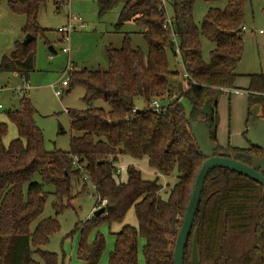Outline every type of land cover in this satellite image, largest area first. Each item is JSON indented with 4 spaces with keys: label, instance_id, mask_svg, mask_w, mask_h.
Listing matches in <instances>:
<instances>
[{
    "label": "trees",
    "instance_id": "16d2710c",
    "mask_svg": "<svg viewBox=\"0 0 264 264\" xmlns=\"http://www.w3.org/2000/svg\"><path fill=\"white\" fill-rule=\"evenodd\" d=\"M1 1V0H0ZM61 6L60 0H54ZM120 0H97L101 13L113 9ZM226 1L224 9L210 8L200 26L194 20L196 0H172L171 9L177 33L181 62L197 83L178 76L172 70L167 52L175 51L171 33L164 28L165 13L161 0H124L117 29L129 21L145 27L142 32L148 53L134 48L128 34L122 46L108 48L109 68L75 70L68 93L76 85L85 89L83 110H69L68 151L45 148V135L39 127L37 109L27 96H20L18 107L0 110L15 125L16 137L5 142L8 125L0 117V264H60L57 253L45 251L50 236L60 229L56 218L40 219L48 193L44 184L55 187L54 209L60 213L72 206L75 187L89 182L95 187L97 202L107 199V209L87 220L78 248L83 264H99L106 240L97 234L92 242L89 231L101 224L122 227L114 232V249L107 264H139V239H144L146 264H175L174 250L190 202L194 184L205 156L198 148L189 122L208 118L211 138L217 142L219 95L226 89H238V65L244 51L243 27L247 0ZM45 0H8L14 13L24 15L25 34L34 39L15 42L10 54L2 57L0 72L29 78L35 70L34 41L44 34L38 23ZM215 43L210 61L202 58L201 37ZM249 109L259 103L264 111V73H251ZM182 77V76H181ZM211 91V92H210ZM210 92V93H209ZM172 99L160 112L150 106L155 99ZM192 109L187 112L182 101ZM102 100L107 108L94 106ZM142 100L146 108L136 109ZM250 117V112H249ZM62 129L59 130L61 133ZM242 151L263 156L261 149L250 146L218 147V152ZM87 163L89 180L72 166V156ZM147 158L164 176L178 171V180L162 195L159 178L148 180L137 167H129L127 180H117L119 158ZM238 160L251 164L250 157ZM39 175L42 183L35 181ZM27 186V196L24 188ZM69 200L68 204L63 199ZM135 210L138 226L125 223L129 209ZM199 226L201 264H264V187L256 181L227 168L210 171L202 190L200 204L188 239L184 262L191 255L192 240ZM189 247V249H188Z\"/></svg>",
    "mask_w": 264,
    "mask_h": 264
},
{
    "label": "rangeland",
    "instance_id": "374dc122",
    "mask_svg": "<svg viewBox=\"0 0 264 264\" xmlns=\"http://www.w3.org/2000/svg\"><path fill=\"white\" fill-rule=\"evenodd\" d=\"M61 6H57L54 0H45V4L39 12L38 23L44 34H39L35 41L36 60L35 70L30 74L28 82L30 89L25 95L37 109L36 120L39 127L45 135V148L48 151L56 149L69 150L70 137L75 134L70 129V116L68 110H83L87 104L83 101L85 89L81 85H76L68 93L62 88L61 83L67 78L66 67L73 64L75 70L86 67L91 70L109 68L108 48L111 46L119 48L122 46L126 34L129 35L131 44L134 48H140L145 54L148 53V45L142 32L145 27L129 21L121 29L116 28L119 13L124 5V0L110 11L102 14L97 0H60ZM226 1L206 2L196 0L194 6V20L198 26L201 25L204 16L210 8L224 9ZM172 15V9H168ZM80 16L84 26L77 24L71 32L70 52H63V48L68 45L62 40L58 29L68 25V17ZM246 30L243 32L244 51L242 59L238 65L237 72L239 77L236 80V87L240 93H231V95L220 94L217 108V143L222 148L242 147L248 144L243 133L246 129L245 119L251 111L249 109L248 93L249 79L246 76L251 73H264V0H247L245 5ZM26 17L14 13L8 7V0L0 1V63L2 57L10 54L14 48L15 42L22 41L26 35L24 26ZM202 58L204 61H210V52L216 47L215 43L209 41L204 36L201 37ZM53 47L54 52L50 50ZM171 69L183 73L184 67L173 52H167ZM178 76V80L182 77ZM21 78L13 73L0 72V86H5L15 90L21 86ZM55 87V88H54ZM8 90L3 92L1 102L5 108L18 107L20 95L17 91ZM55 90L61 91L60 96L55 94ZM211 92V91H210ZM209 92V93H210ZM187 112L192 109L191 103L184 99L182 101ZM162 105H168L167 100H161ZM94 106L107 108L102 100L94 103ZM137 107H144L145 103L139 100ZM1 119L8 125V134L5 142L16 137L17 130L15 125L3 113ZM62 129L61 133L59 130ZM118 166L121 167V173L117 175V180L124 182L127 180V170L129 167H139L142 176L148 180L159 178V183L163 185L162 195L168 198V190L175 185L178 180V171L175 170L172 175L159 176L157 171L149 164L147 158L135 159L132 157H121L118 160ZM35 181L42 183L39 175L34 178ZM43 189L48 193V199L45 204L43 215L40 219L56 218L60 224V229L50 236L47 245L42 246L45 251L57 253L60 264H83L78 254V248L82 237V231L85 229L88 217H94L99 221L93 212L97 203V194L95 187L89 182L83 188V182L75 187V197L71 200L72 206L65 208L60 213H56L54 203L55 187L50 184H44ZM27 196V186L24 188ZM67 198L63 199L64 204H68ZM125 223L137 227L138 221L133 208L126 213ZM120 224L99 225L98 229L88 232L87 239L92 242L97 234H101L106 240V248L100 258L99 264H107L111 251L114 249L113 233L120 230ZM193 238V237H192ZM144 239H139V264H146L143 255ZM189 249V247H188ZM192 250V248H190ZM185 264H192L191 255Z\"/></svg>",
    "mask_w": 264,
    "mask_h": 264
},
{
    "label": "water",
    "instance_id": "95a60500",
    "mask_svg": "<svg viewBox=\"0 0 264 264\" xmlns=\"http://www.w3.org/2000/svg\"><path fill=\"white\" fill-rule=\"evenodd\" d=\"M33 39V35L27 34L22 43L26 45ZM50 50L54 52L53 47H50ZM260 109L261 105L259 103L254 104L251 108L250 117L247 123V132L245 134V137L250 142L251 146L263 151V156L260 157L248 155L242 151H224L216 154L219 145L211 138V124L208 118L191 120L189 122L192 133L196 138L198 148L206 159L196 178L187 212L176 240L174 250L175 264H185L184 257L186 245L193 229L202 190L210 171L215 168H227L249 177L264 187V118L260 114ZM241 156L250 157L252 163L249 165L238 160V157ZM107 207L108 206L106 205L98 209L94 212V215L100 216L105 212ZM191 262L192 264H201L198 225L195 227L192 240Z\"/></svg>",
    "mask_w": 264,
    "mask_h": 264
},
{
    "label": "built area",
    "instance_id": "2783aa9c",
    "mask_svg": "<svg viewBox=\"0 0 264 264\" xmlns=\"http://www.w3.org/2000/svg\"><path fill=\"white\" fill-rule=\"evenodd\" d=\"M171 2H172V0H161V6H162L164 13H165L164 28H165V30H167L171 33L172 40L175 43V51H176L177 55L179 56V60L181 62L182 61L181 60V53H180L177 33H176L175 27H174V18H173V15H171L168 11V9L171 8ZM77 24H79L80 26H84V24L82 23V18L80 16H77V15H75V16L69 15L68 25L64 26V27H60L58 29V32L60 33L63 42L68 45L67 47L63 48V52H65V53L69 54V52H70V43H71V37L70 36H71V32H72L73 28L77 27ZM243 30H246L245 26L243 27ZM181 64H182V62H181ZM74 71H75V68H74L73 64L70 63V61H69V64L67 65L66 70H65L67 78L64 79L61 83V86L63 89H65L69 85V80H70ZM182 78L185 80H191V82L193 84L197 83L194 79H192L191 75L186 71L185 68H184V71L182 73ZM21 82H22L21 86L17 87L15 90H13L10 87H7V85L0 86V110L5 108L4 104L1 102V96H2L3 92H7L8 90H13V91H17L20 96H27V95H25V93L27 90L30 89L31 86L28 82V79H26L25 77H21ZM238 91H239L238 89H226L225 90V92H229V93H237ZM55 94L57 96H60L61 91L55 90ZM161 100H167L168 105L172 101V99H170V98L155 99L152 101L150 107L156 112L162 111V109H165L168 105H162ZM146 107H147V105H145L144 107H140V108L136 106L135 110L136 109L142 110ZM66 111L68 112L67 109H66ZM72 166L75 169H78L82 172L84 180H89V174L87 172L86 161L81 160L78 155H73L72 156ZM115 166H116V174L119 175L121 173L122 168L118 166V163L115 164ZM157 175L165 177L164 175H162L160 173H157ZM162 190H163V188H162ZM107 204H108L107 199L99 200L96 203V205L94 206L93 212L97 211L98 209L102 208L103 206H106ZM91 218L92 217H90L89 219H91Z\"/></svg>",
    "mask_w": 264,
    "mask_h": 264
},
{
    "label": "crops",
    "instance_id": "0c3cea01",
    "mask_svg": "<svg viewBox=\"0 0 264 264\" xmlns=\"http://www.w3.org/2000/svg\"><path fill=\"white\" fill-rule=\"evenodd\" d=\"M15 75H17V74H15ZM17 76H19V75H17ZM20 77V76H19ZM21 78V77H20ZM249 79V78H248ZM250 83V82H249ZM249 85V84H248ZM239 90V89H238ZM240 91V90H239ZM237 92V93H240V92ZM247 93H248V91H246ZM224 94H227V95H231V93H229V92H225ZM248 101H249V94H248ZM260 114L263 116V118H264V111L262 110V107H261V109H260ZM248 120H249V114H248V116L246 117V119H245V123H246V129H245V131L243 132L244 134H246V132H247V123H248ZM217 136H218V132H217ZM218 138V137H217ZM248 141V140H247ZM218 142V141H217ZM251 146V144H250V142L248 141V144L247 145H245V146H242V147H238V148H249ZM235 147V146H234ZM93 210V209H92ZM90 217H88V219H89Z\"/></svg>",
    "mask_w": 264,
    "mask_h": 264
}]
</instances>
